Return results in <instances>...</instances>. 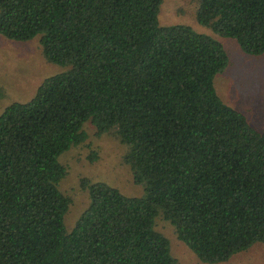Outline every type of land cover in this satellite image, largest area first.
I'll return each mask as SVG.
<instances>
[{
  "label": "trees",
  "instance_id": "16d2710c",
  "mask_svg": "<svg viewBox=\"0 0 264 264\" xmlns=\"http://www.w3.org/2000/svg\"><path fill=\"white\" fill-rule=\"evenodd\" d=\"M163 0H0V34L40 37L51 62L26 102L0 114V264H179L162 216L198 257L229 260L264 243V127L223 101V44L163 25ZM198 21L264 53V0H199ZM114 133L145 193L81 180L89 203L68 231L60 157L86 122Z\"/></svg>",
  "mask_w": 264,
  "mask_h": 264
},
{
  "label": "rangeland",
  "instance_id": "374dc122",
  "mask_svg": "<svg viewBox=\"0 0 264 264\" xmlns=\"http://www.w3.org/2000/svg\"><path fill=\"white\" fill-rule=\"evenodd\" d=\"M199 0H163L159 21L163 25H188L195 31L219 40L229 55V65L215 77V89L225 103L242 111L258 130L264 127V53L244 52L238 41L222 37L198 21ZM69 66L51 62L44 55L40 37L25 42L0 34V114L14 102H26L35 95L49 76L65 72ZM86 141L73 146L61 157L68 174L60 189L72 198L64 223L68 231L89 203V193L81 180L103 181L131 196H141L145 187L135 181L124 157L128 150L114 133L98 134L95 125H84ZM156 227L170 240L171 253L179 264H264V243L257 242L247 250L218 263L202 261L181 239L175 227L162 216L155 218Z\"/></svg>",
  "mask_w": 264,
  "mask_h": 264
}]
</instances>
